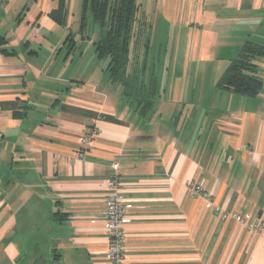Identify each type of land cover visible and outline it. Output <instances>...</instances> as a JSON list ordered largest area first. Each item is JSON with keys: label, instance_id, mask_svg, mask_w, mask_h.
I'll list each match as a JSON object with an SVG mask.
<instances>
[{"label": "crops", "instance_id": "obj_1", "mask_svg": "<svg viewBox=\"0 0 264 264\" xmlns=\"http://www.w3.org/2000/svg\"><path fill=\"white\" fill-rule=\"evenodd\" d=\"M82 5L0 0V264H105L114 162L130 264H263L264 57L257 96L218 83L264 44V0H140L160 94L146 112L112 85Z\"/></svg>", "mask_w": 264, "mask_h": 264}, {"label": "trees", "instance_id": "obj_2", "mask_svg": "<svg viewBox=\"0 0 264 264\" xmlns=\"http://www.w3.org/2000/svg\"><path fill=\"white\" fill-rule=\"evenodd\" d=\"M63 9L61 5L53 16H61ZM91 25L100 31L95 50L100 60H108L106 72L112 85H117L124 97L136 101L139 112L151 109L160 94L156 76L148 70L149 25L140 0H83L81 31L89 30ZM260 57H264V44L246 41L218 86L242 96H257L263 87L255 63Z\"/></svg>", "mask_w": 264, "mask_h": 264}, {"label": "built area", "instance_id": "obj_3", "mask_svg": "<svg viewBox=\"0 0 264 264\" xmlns=\"http://www.w3.org/2000/svg\"><path fill=\"white\" fill-rule=\"evenodd\" d=\"M99 128L96 125L87 126L80 138V148L78 155L90 148ZM119 163L112 164V174L107 179L108 192L105 201L104 222L109 234V245L105 254V264H130L126 258L127 232L125 225L130 221V206L121 201ZM194 193H201L202 186L196 182L192 184ZM219 216H225L220 212V207L216 208ZM236 221L247 225L251 230L260 228L258 218L244 213L233 214ZM264 264V263H263Z\"/></svg>", "mask_w": 264, "mask_h": 264}, {"label": "rangeland", "instance_id": "obj_4", "mask_svg": "<svg viewBox=\"0 0 264 264\" xmlns=\"http://www.w3.org/2000/svg\"><path fill=\"white\" fill-rule=\"evenodd\" d=\"M73 3H74V0H73ZM77 4H78V2H77ZM70 28L73 29V26L71 24H70ZM99 32L100 31H99L97 26L91 25L89 31L86 32V36L89 35V37H90V44H91V42H93L99 38V36H100ZM107 63H108V60H107Z\"/></svg>", "mask_w": 264, "mask_h": 264}]
</instances>
